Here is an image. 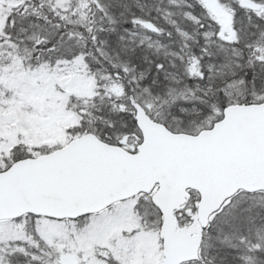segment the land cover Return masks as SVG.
I'll use <instances>...</instances> for the list:
<instances>
[{
    "label": "snow or ice",
    "instance_id": "1",
    "mask_svg": "<svg viewBox=\"0 0 264 264\" xmlns=\"http://www.w3.org/2000/svg\"><path fill=\"white\" fill-rule=\"evenodd\" d=\"M0 264H264V0H0Z\"/></svg>",
    "mask_w": 264,
    "mask_h": 264
}]
</instances>
